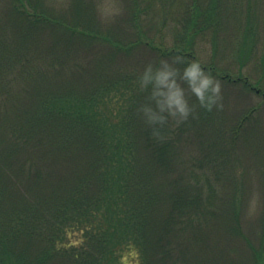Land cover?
Here are the masks:
<instances>
[{"label": "trees", "instance_id": "trees-1", "mask_svg": "<svg viewBox=\"0 0 264 264\" xmlns=\"http://www.w3.org/2000/svg\"><path fill=\"white\" fill-rule=\"evenodd\" d=\"M100 1L0 4V264H264V222L253 239L236 167L254 109L226 125L185 75L196 63L251 89L195 48L244 32L239 57L256 56L264 0H166L170 46L140 27L163 13L154 0H128L126 42ZM177 90L184 113L169 103Z\"/></svg>", "mask_w": 264, "mask_h": 264}, {"label": "rangeland", "instance_id": "rangeland-1", "mask_svg": "<svg viewBox=\"0 0 264 264\" xmlns=\"http://www.w3.org/2000/svg\"><path fill=\"white\" fill-rule=\"evenodd\" d=\"M2 1L0 0V4ZM154 2L163 10V13L161 10L162 16L159 15L160 17L156 18L150 15L147 19L143 15V22L140 27L154 45L170 46L175 40L176 22L172 17L165 18L163 5H167L169 2L167 3L166 0H154ZM128 3V0H101L99 2L98 11L105 22L106 30L112 31V38L120 37L123 39L120 40L121 42L136 38L135 29L129 26L126 19L125 8ZM261 11L264 12L263 7ZM228 32L226 34L221 33V38L217 42H215L213 35L200 38L195 48V54L199 57L201 64L210 66L215 61L222 67H230L233 76L242 75L251 84V89L244 90L241 85L227 87L224 85L225 83L216 79L213 84H219V92L213 93L220 112L229 119L225 123L226 125L254 109L251 123L246 126V130L250 131L249 135L251 136H249L247 144L238 149L240 162L236 167H238V174L242 175H237L238 182L240 181L239 183L242 184V181L245 180L246 184L244 186L247 191V205H244L242 210L247 222L245 226L248 231H250L249 228L252 230L251 237L259 240L260 225L264 222V219L262 220L264 213V94L258 91L262 88L264 90V82L258 86L257 77L258 79L261 78L263 73L262 53L264 46L261 43L262 40L257 45L256 56L246 60V62L245 59L239 57V55H244L241 51L244 32L237 37L238 39L231 37ZM241 61L243 64H240ZM128 264H133V262Z\"/></svg>", "mask_w": 264, "mask_h": 264}, {"label": "clouds", "instance_id": "clouds-1", "mask_svg": "<svg viewBox=\"0 0 264 264\" xmlns=\"http://www.w3.org/2000/svg\"><path fill=\"white\" fill-rule=\"evenodd\" d=\"M171 75L170 72L162 71L158 78L161 82L166 81L167 78ZM186 77L189 78L190 82L193 86V91L200 97L201 101L205 100L206 91L211 89L212 92L218 93L219 92V84H213V79L211 76H205L202 74V70L200 69L199 65L193 63L185 70ZM148 78V77H146ZM208 101L211 102L214 98L212 96L207 97ZM170 105L174 104L179 109L180 112H186V105L182 99V94L179 90L172 94V97L169 101Z\"/></svg>", "mask_w": 264, "mask_h": 264}]
</instances>
